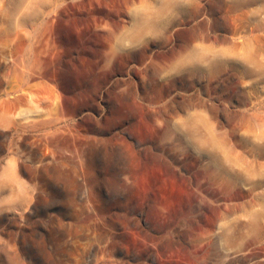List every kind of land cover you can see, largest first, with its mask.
<instances>
[{"label": "rangeland", "instance_id": "1", "mask_svg": "<svg viewBox=\"0 0 264 264\" xmlns=\"http://www.w3.org/2000/svg\"><path fill=\"white\" fill-rule=\"evenodd\" d=\"M0 264H264V0H0Z\"/></svg>", "mask_w": 264, "mask_h": 264}]
</instances>
